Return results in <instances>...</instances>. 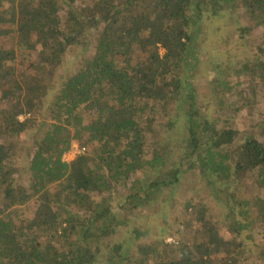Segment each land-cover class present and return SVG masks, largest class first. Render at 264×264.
<instances>
[{
  "label": "trees",
  "instance_id": "1",
  "mask_svg": "<svg viewBox=\"0 0 264 264\" xmlns=\"http://www.w3.org/2000/svg\"><path fill=\"white\" fill-rule=\"evenodd\" d=\"M0 264H264V0H0Z\"/></svg>",
  "mask_w": 264,
  "mask_h": 264
},
{
  "label": "rangeland",
  "instance_id": "2",
  "mask_svg": "<svg viewBox=\"0 0 264 264\" xmlns=\"http://www.w3.org/2000/svg\"><path fill=\"white\" fill-rule=\"evenodd\" d=\"M223 25V24H222ZM219 25V27L221 29L224 30L225 25ZM223 30H219L218 32H215L213 34H208L207 38L205 39L203 46L204 49L202 50V54H200V63H201V68L203 70H205L208 74H205L206 76V80H205V85L207 87V83H213L212 81L215 80V78L217 79V72L213 71L210 72L209 70L212 68L211 64L213 66V58L212 56H217L219 58L226 59L225 56V52L227 49H231V51L233 49H235L232 45L229 46L230 42H237L236 37L234 36V34L228 29L226 32ZM238 43V42H237ZM237 47H240L241 50H245L248 49L250 47V44H245V48L242 47V44H235ZM162 54V52H161ZM204 54V55H203ZM203 55V56H202ZM237 56H239V58L243 57L241 56L242 53L238 52L236 54ZM235 60V58H234ZM237 70L238 68H233L232 70H230L229 72V76H228V82H229V88L235 87V89H239L238 83L241 81V79H237L234 77V71ZM204 82V81H203ZM222 93V97L225 98L226 94H227V90L222 89L221 90ZM204 95L203 100L207 99L205 98L208 94H210V92H207L204 90V92L202 93ZM20 120H24V117H20ZM171 120V119H169ZM161 121V120H160ZM166 121V119H165ZM237 123V126L242 128L243 125V120L240 116L237 117V119H235V121ZM78 151L77 146L74 144L72 149L66 153L63 156L64 161H71L74 159V157L76 156ZM188 182L194 181V183L196 182V187L192 188L191 186L183 184V180H180V183L176 186V189L173 192V199H171V201H173L170 205L169 204H164L161 205V207L157 208V211L160 212H168V214L171 216V220L174 221L173 223L175 224V226L177 227L178 224L182 221V217L181 215H184V211H183V206L186 204V202H188V200L192 198V196L194 195L195 197H198V201L204 200L205 203L208 204V208L210 210V212L216 216L219 212H220V205L216 202L215 198L213 199L212 196L208 195V190L206 188L207 185H205L204 181H196V179L193 180H187ZM196 189V190H193ZM196 194V195H195ZM159 198L157 197V203L160 201V199L162 198L161 196H164L163 194H159L158 195ZM218 204V205H217ZM160 205V203H159ZM219 211V212H218ZM148 214V213H146ZM186 218V216H185ZM149 217L145 216V215H141L138 218V223L142 226H146L149 227L151 226V224L148 222ZM190 219V214L187 213V220ZM168 239V238H167ZM166 242H170V239L166 240ZM172 243V242H170Z\"/></svg>",
  "mask_w": 264,
  "mask_h": 264
},
{
  "label": "built area",
  "instance_id": "3",
  "mask_svg": "<svg viewBox=\"0 0 264 264\" xmlns=\"http://www.w3.org/2000/svg\"><path fill=\"white\" fill-rule=\"evenodd\" d=\"M77 153H79V151H77Z\"/></svg>",
  "mask_w": 264,
  "mask_h": 264
},
{
  "label": "clouds",
  "instance_id": "4",
  "mask_svg": "<svg viewBox=\"0 0 264 264\" xmlns=\"http://www.w3.org/2000/svg\"><path fill=\"white\" fill-rule=\"evenodd\" d=\"M161 52H162V51H161ZM161 52H160V53H161Z\"/></svg>",
  "mask_w": 264,
  "mask_h": 264
}]
</instances>
